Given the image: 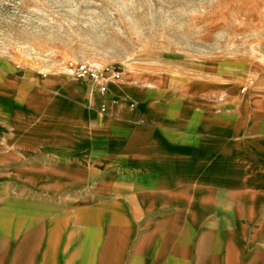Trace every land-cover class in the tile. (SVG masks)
Masks as SVG:
<instances>
[{
  "label": "crops",
  "instance_id": "1",
  "mask_svg": "<svg viewBox=\"0 0 264 264\" xmlns=\"http://www.w3.org/2000/svg\"><path fill=\"white\" fill-rule=\"evenodd\" d=\"M132 73L0 86V264H264V88Z\"/></svg>",
  "mask_w": 264,
  "mask_h": 264
},
{
  "label": "rangeland",
  "instance_id": "2",
  "mask_svg": "<svg viewBox=\"0 0 264 264\" xmlns=\"http://www.w3.org/2000/svg\"><path fill=\"white\" fill-rule=\"evenodd\" d=\"M81 61L133 73L198 64L264 88V0H0V86L25 70L86 94L71 74Z\"/></svg>",
  "mask_w": 264,
  "mask_h": 264
},
{
  "label": "built area",
  "instance_id": "3",
  "mask_svg": "<svg viewBox=\"0 0 264 264\" xmlns=\"http://www.w3.org/2000/svg\"><path fill=\"white\" fill-rule=\"evenodd\" d=\"M71 74L79 81L89 83L101 96H106L112 84H117L124 77L121 65L110 63L106 65L95 62L81 61L71 69ZM245 90V89H244ZM101 111H105V103L99 105Z\"/></svg>",
  "mask_w": 264,
  "mask_h": 264
}]
</instances>
